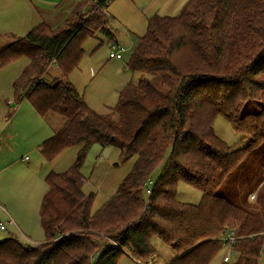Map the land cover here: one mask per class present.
<instances>
[{"label": "trees", "instance_id": "trees-1", "mask_svg": "<svg viewBox=\"0 0 264 264\" xmlns=\"http://www.w3.org/2000/svg\"><path fill=\"white\" fill-rule=\"evenodd\" d=\"M112 1L63 0L57 21L44 20L0 50V68L29 60L14 84L17 101L63 121L39 146L44 158L79 147L65 171L46 176L40 209L46 241L2 240L0 264H120L124 255L143 262L155 257V239L175 251L166 264H209L231 230L234 256L220 264H262L264 0H188L178 15L150 16L128 62L138 79L101 113L69 76L88 38L114 37ZM53 65L60 74L47 80ZM218 115L246 140L243 146L216 134ZM95 144L137 159L94 212L96 195L84 190L82 167ZM160 166L147 195V180ZM180 181L200 190L199 204L178 198Z\"/></svg>", "mask_w": 264, "mask_h": 264}, {"label": "rangeland", "instance_id": "rangeland-1", "mask_svg": "<svg viewBox=\"0 0 264 264\" xmlns=\"http://www.w3.org/2000/svg\"><path fill=\"white\" fill-rule=\"evenodd\" d=\"M151 2L152 0H115L112 5L113 7H118L119 15L114 16V19L110 21L114 37L110 38L103 32H97L94 37H90L85 41L84 56L79 67L70 74L69 80L73 82L79 92L83 94L89 106L94 110L101 113L108 112L109 107L117 103L120 90L126 84L131 81L135 82L138 79L139 75L129 69L128 62L138 36L143 35L147 30L149 17L154 14L178 15L186 4V1H184L178 8L165 13L163 10H157L161 4H157L150 10ZM7 6L8 0H0V29H3L0 30V46L8 38H11L12 34L21 36L33 27V25L25 28L20 26L2 27L1 17L4 18L8 13ZM136 8H139V11H137V15H134L131 10ZM54 22L51 21V23ZM121 23L128 26L127 30L122 27ZM117 44L127 48L123 52V58L110 57L112 47ZM28 64V58L21 57L0 68V128L7 123V119H10L6 115L8 109H11L12 114L14 109L19 106L14 84L21 77ZM59 74V68L53 65L49 68V73L45 75V78L51 80ZM7 99L12 102L10 106L6 103ZM4 107L6 113L2 112ZM51 118L52 120L53 118L58 119L54 115H51ZM42 124V129L28 128L20 131L18 139L12 138V149L0 155L4 162L12 161L20 153L25 156L28 155L31 159L29 162H22L19 158V165L15 167L8 166L0 174V184L4 176L16 178L19 190L12 191L11 188L10 196L14 206L10 204V209L22 214L25 222L31 227L33 232H26V236H23L21 232H13L4 217L6 214L0 211V227L1 225L8 227L7 231L0 229V236L4 237H1L2 240L15 237L24 245L46 241V233L40 220L41 203L47 189L46 175L51 170L58 172L66 170L73 163L78 153V146L69 147L50 163L44 159L38 146L32 150V147L36 145V141L49 131V125L46 122H42ZM214 129L216 134L231 146L240 147L246 142L241 134L233 128L231 122L223 115H218L215 118ZM136 159L137 155H132L129 159L122 158L119 151L114 147L102 149L99 144L92 146L83 166V173L86 176L84 190L87 193L93 192L96 195L92 211L95 212L99 209L103 202L115 193L118 185L133 169ZM160 171L161 166L151 177L153 184ZM111 181V187L106 188ZM39 185L42 186L41 190L38 188ZM40 195L42 198H40ZM178 198L183 202L199 204L202 194L197 188L180 181L178 184ZM154 245L156 247L155 257L145 258L141 262L124 255L120 260V264H145L148 261H151L152 264H166L175 256V251L160 242L159 239L154 240ZM226 251L227 248L224 247L209 264H220ZM261 262L264 264V255Z\"/></svg>", "mask_w": 264, "mask_h": 264}, {"label": "crops", "instance_id": "crops-1", "mask_svg": "<svg viewBox=\"0 0 264 264\" xmlns=\"http://www.w3.org/2000/svg\"><path fill=\"white\" fill-rule=\"evenodd\" d=\"M114 1H112L108 7V12L112 16V19H114V16L119 15L118 7H113V5H112L114 3ZM184 1L187 2L188 0H152L150 10L154 6H156L157 4H161V5H159L157 10H159V11L163 10V12L169 13L172 10H174L175 8H178L180 6V4ZM62 4H63V0H8L7 8L9 11L4 18L1 17V20H2L1 26L2 27L7 26V28L20 26L22 28H25L26 26H29V25H33V27H35L38 24H40L41 22H43L44 20H46L48 22L57 21L58 18H57L56 11L59 10V7L63 6ZM161 7H163V8L160 9ZM137 11H139V8L132 9L131 13L134 15H137ZM1 14H2V11H1ZM164 15H166V14H164ZM121 25H122V27H124L127 30V27H128L127 25H124L122 23H121ZM0 30H3V29H0ZM10 37L11 38H8L5 41V43L0 46V50L3 49L4 47H6L12 41H14L17 38V35L12 34ZM10 102H11L10 100H8V99L6 100V103L8 106H10L12 104V102L11 103ZM2 112L6 113L5 107L3 108ZM6 115H8L10 119H7L6 120L7 123L5 122L6 124L0 128V136H1L0 155L1 154L3 155V153L9 149H12V147H11L12 138L15 137L16 139H18L20 136V131H22L23 129H28V128L42 129V127H43L42 122H46L50 127L49 131L47 133H45V135H43V137L39 138L36 141V143H35L36 145L32 147V150H33V149L37 148V146L39 148V146L45 140L52 137L55 134V131L57 129H60L63 126V121H61V119L59 117H57L58 118L57 120L55 118H53V120H52V118H49L47 120L44 117H42L27 99L21 100L19 102L18 108L14 109V112L12 114H11V109H8V112L6 113ZM105 148H110V147H102V149H105ZM39 151H40V149H39ZM21 154H23V153H20L19 155H17V157L15 159H12V161H8V162H4L3 159L1 158L2 157L1 156L0 157V174H2L8 166H11V167L14 166L15 167L16 165H19V162H20L18 160L19 158L21 159L22 162L23 161L29 162L31 160L28 155L25 156V155H21ZM26 157H28V159H25ZM53 160H55V159H53ZM52 161H48V162L51 163ZM82 173H83V167H82ZM83 176H84L85 182H86V176L84 175V173H83ZM45 180H46V178H45ZM1 182L2 183L0 184V211L4 212L6 214L4 217L6 218L7 224H8V226H10V228L13 232H17V233L21 232V233H23V236H26V234H25L26 232H28V231L32 232L31 227L25 222L24 216L22 214L16 213V212L12 211V209H10V204L12 206H14V204L12 203L11 196H10L11 188H12V191L19 190L17 182H16V178L10 177V176H4L3 180H1ZM46 185H47V183H46ZM111 185H112V181L108 184V186L106 188H110ZM38 188L41 190L42 186L39 185ZM46 191H47V189H46ZM40 198H42L41 195H40ZM108 199H106L103 202V204ZM42 201H43V199H42ZM41 205H42V203H41ZM0 229L2 231H7L8 227L4 228V229L0 227ZM1 237L4 238L3 236H0V241L2 240ZM32 244H40V243H32Z\"/></svg>", "mask_w": 264, "mask_h": 264}, {"label": "built area", "instance_id": "built-area-1", "mask_svg": "<svg viewBox=\"0 0 264 264\" xmlns=\"http://www.w3.org/2000/svg\"><path fill=\"white\" fill-rule=\"evenodd\" d=\"M127 48H125L124 46H121L119 44H117L116 46L112 47V51L110 53V57L111 58H123V52L126 51ZM0 140H1V136H0ZM25 159H28V157H26ZM152 184H153V180L151 178H149L147 180L146 186H145V191L146 194L149 195L152 190ZM255 199V195H251V200ZM1 228H6V226L1 225ZM237 241V234L235 232V230H231L229 232H227L226 234H223L221 236V242L222 244L227 248L226 253L223 255V261L224 262H228L233 258L234 255V249H233V245L236 243ZM145 264H152V262H148Z\"/></svg>", "mask_w": 264, "mask_h": 264}, {"label": "water", "instance_id": "water-1", "mask_svg": "<svg viewBox=\"0 0 264 264\" xmlns=\"http://www.w3.org/2000/svg\"><path fill=\"white\" fill-rule=\"evenodd\" d=\"M57 82H58V81H57ZM57 82H55V83H54V85H56V84H57Z\"/></svg>", "mask_w": 264, "mask_h": 264}]
</instances>
